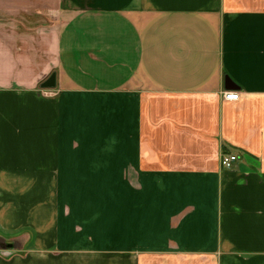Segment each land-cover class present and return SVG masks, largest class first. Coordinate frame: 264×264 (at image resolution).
Wrapping results in <instances>:
<instances>
[{
	"label": "crops",
	"instance_id": "crops-1",
	"mask_svg": "<svg viewBox=\"0 0 264 264\" xmlns=\"http://www.w3.org/2000/svg\"><path fill=\"white\" fill-rule=\"evenodd\" d=\"M0 264H264V0H0Z\"/></svg>",
	"mask_w": 264,
	"mask_h": 264
},
{
	"label": "built area",
	"instance_id": "built-area-1",
	"mask_svg": "<svg viewBox=\"0 0 264 264\" xmlns=\"http://www.w3.org/2000/svg\"><path fill=\"white\" fill-rule=\"evenodd\" d=\"M225 98L228 100H237L239 93L237 91L226 92ZM240 160V156L235 153H223L221 164L224 169H231Z\"/></svg>",
	"mask_w": 264,
	"mask_h": 264
},
{
	"label": "rangeland",
	"instance_id": "rangeland-1",
	"mask_svg": "<svg viewBox=\"0 0 264 264\" xmlns=\"http://www.w3.org/2000/svg\"><path fill=\"white\" fill-rule=\"evenodd\" d=\"M48 95H50V94H48ZM108 178H113V177H108ZM73 179V178H72ZM72 179H69V181H72ZM104 179V178H103ZM76 181V180H75ZM112 181H113V179H112ZM77 182V181H76ZM113 185V184H112ZM63 189V188H62ZM60 198L61 199H63V200H66L67 198H68V196L71 194V196H73V195H78L79 196V198L84 194L83 192H78V193H75V192H70L68 189L66 190V188L65 189H63V191H60ZM103 198H105L107 201L108 200H110V201H113V199H114V191H113V186L112 187H110L107 191H106V193H103L102 192V199ZM112 222V221H111Z\"/></svg>",
	"mask_w": 264,
	"mask_h": 264
},
{
	"label": "water",
	"instance_id": "water-1",
	"mask_svg": "<svg viewBox=\"0 0 264 264\" xmlns=\"http://www.w3.org/2000/svg\"><path fill=\"white\" fill-rule=\"evenodd\" d=\"M50 82H52L51 80L49 81V84ZM48 84V85H49ZM226 85L229 87V88H234V89H237L239 88L229 77H227L226 79Z\"/></svg>",
	"mask_w": 264,
	"mask_h": 264
},
{
	"label": "trees",
	"instance_id": "trees-1",
	"mask_svg": "<svg viewBox=\"0 0 264 264\" xmlns=\"http://www.w3.org/2000/svg\"><path fill=\"white\" fill-rule=\"evenodd\" d=\"M52 79H53V75L50 76L48 80L44 81V82L42 83V86H46L47 84H49V81H50V80L52 81ZM50 83H51V82H50ZM226 150H227V148H226Z\"/></svg>",
	"mask_w": 264,
	"mask_h": 264
}]
</instances>
